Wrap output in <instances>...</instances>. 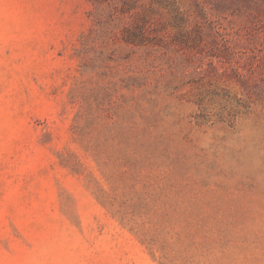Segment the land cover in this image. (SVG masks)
Segmentation results:
<instances>
[{"label":"rangeland","instance_id":"obj_1","mask_svg":"<svg viewBox=\"0 0 264 264\" xmlns=\"http://www.w3.org/2000/svg\"><path fill=\"white\" fill-rule=\"evenodd\" d=\"M0 264H264V0H0Z\"/></svg>","mask_w":264,"mask_h":264},{"label":"trees","instance_id":"obj_2","mask_svg":"<svg viewBox=\"0 0 264 264\" xmlns=\"http://www.w3.org/2000/svg\"><path fill=\"white\" fill-rule=\"evenodd\" d=\"M158 1L163 2L165 0H158ZM124 33H126V32H124ZM123 39L127 43H134V44L144 45V44L147 43V33L142 28V30H140V32H138V31L137 32L136 31H131L127 35L124 34Z\"/></svg>","mask_w":264,"mask_h":264}]
</instances>
